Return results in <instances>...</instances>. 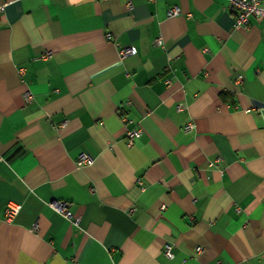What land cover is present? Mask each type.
<instances>
[{"label":"crops","instance_id":"crops-1","mask_svg":"<svg viewBox=\"0 0 264 264\" xmlns=\"http://www.w3.org/2000/svg\"><path fill=\"white\" fill-rule=\"evenodd\" d=\"M0 9V264H264V16L236 25L228 0Z\"/></svg>","mask_w":264,"mask_h":264},{"label":"built area","instance_id":"built-area-1","mask_svg":"<svg viewBox=\"0 0 264 264\" xmlns=\"http://www.w3.org/2000/svg\"><path fill=\"white\" fill-rule=\"evenodd\" d=\"M229 3L238 11L236 16V25L248 24L252 15L264 16V5L260 0H228ZM1 12V9H0ZM181 11L178 7L171 8L168 13L169 15L179 14ZM158 41V40H157ZM127 52V51H126ZM50 55V52L47 53V56ZM242 76H240L241 78ZM29 99H32V94L30 92L26 95ZM188 128L192 127V124L187 126ZM143 134L142 129L130 130L128 131V136L130 137L129 141L132 142L134 137H140ZM92 158L83 153L78 160L79 164L91 162ZM58 212L63 213L66 217H73V213L69 208V205L66 201H52L50 203ZM19 207L9 205L7 209L8 217H12L18 211ZM77 222V221H75ZM198 250H202V247H198ZM166 255L170 258L174 256L172 245L168 244L165 248Z\"/></svg>","mask_w":264,"mask_h":264}]
</instances>
